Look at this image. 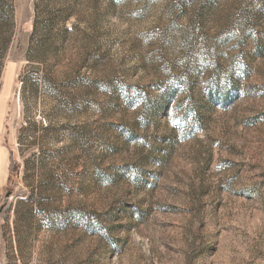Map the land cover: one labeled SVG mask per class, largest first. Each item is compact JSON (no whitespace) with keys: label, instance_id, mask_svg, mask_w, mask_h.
<instances>
[{"label":"rangeland","instance_id":"1","mask_svg":"<svg viewBox=\"0 0 264 264\" xmlns=\"http://www.w3.org/2000/svg\"><path fill=\"white\" fill-rule=\"evenodd\" d=\"M0 264H264V0H0Z\"/></svg>","mask_w":264,"mask_h":264}]
</instances>
